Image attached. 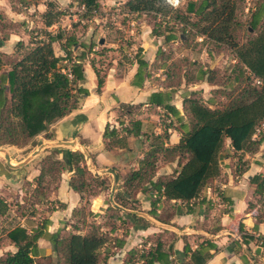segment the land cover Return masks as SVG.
<instances>
[{"label": "trees", "instance_id": "obj_1", "mask_svg": "<svg viewBox=\"0 0 264 264\" xmlns=\"http://www.w3.org/2000/svg\"><path fill=\"white\" fill-rule=\"evenodd\" d=\"M17 1L29 4L28 0ZM244 1L189 0L183 11L171 10L164 0H125L121 4L120 14L150 19L151 24L147 23L151 25V36L162 39L150 68L161 70L162 87L168 91L150 93L144 105L147 108H158L167 120L168 127L159 134L149 135L146 150L137 160L135 170H130L122 178L116 176L118 186L113 202L119 207L135 211L129 206L133 202L131 196L144 192L149 200L148 215L164 223L171 216L190 210L191 203L198 200L201 191L219 178V154L224 141H228L227 145L233 155L237 154V161L231 171L233 175L246 171L244 155L252 156L258 152L264 140V133H257L258 128L264 125V0H249L252 6L246 8L244 20L241 21L239 11ZM73 2L84 9V18L95 17L100 13L98 0ZM43 5L45 9L38 17L42 28L36 29L35 37L29 36L26 45L16 43L15 49L17 52L20 50V58L14 57L9 61L5 78L0 81V146L24 145L42 132L47 124L55 123L75 110L79 99L88 94L79 83L84 78L83 61L92 52L94 43H78L73 35L65 36L62 31L54 34L47 31L64 14L57 11L51 2ZM4 26L0 23L1 28ZM174 26L180 28L175 29L179 31L178 35ZM238 31L243 32L242 41L237 38ZM6 37L0 39V48ZM187 37L199 38L215 47L216 51L224 49L231 53L234 63L221 81L214 78L212 71L200 66L193 73L185 70L181 61L173 60L170 51L162 48L175 39L184 44ZM53 45L62 52V57L53 55ZM103 50L106 47H101L98 55L105 53ZM75 51L76 54L73 53ZM140 51L137 48L132 57L137 66L131 80V86L135 88H140L144 79L150 77ZM2 58L0 51V68L3 65ZM88 64L95 76L96 92L99 93L103 75L94 61L88 60ZM198 82H205L211 88L212 95L224 97L225 103L211 107L210 103L203 100L200 90H189L182 96L180 109L170 103V93L174 89ZM142 106L122 103L116 109H120V117L130 116L139 114L136 111ZM182 117L186 118V122H183ZM174 123L178 124L179 136L176 143L168 145L167 128H171ZM122 124L123 121L119 119L117 125ZM138 127L137 120L127 121V126L120 129L106 124L102 133L105 150L119 147L125 137L137 136L135 131ZM44 138L48 140L50 136ZM159 161L175 162L177 170L157 176L156 164ZM63 172L72 174L67 186L77 194L78 206L71 212L68 230L59 229L47 235L52 252L57 256L58 264H108L105 246L109 237L99 230V226L107 225L109 232L113 233L122 226H126L122 227L126 230L128 222L133 227H146L148 222L135 214H123L108 204L104 214L99 216V225L88 220L96 216L89 211L91 200L106 193L104 191L109 187L105 180L109 181L110 177H93L86 170L79 152L65 153V158L61 160L43 157L38 164V174L32 179L35 183L33 192L36 193L38 189L46 191L50 184L56 190ZM249 184L257 201L254 204L248 203L246 209L253 211L252 216L259 223L264 219V174H254ZM218 195L225 200L220 193ZM160 203L173 205L168 211L162 209L163 213L159 215L154 210L156 204ZM5 210L4 202L0 200V216L4 215ZM47 222L43 221L29 231L20 225L6 230L4 239L11 250L0 253V264H33L37 255L36 241L42 237ZM217 230L214 228L207 233L213 234ZM237 235L246 247L252 240L243 231L241 224H238ZM162 236L163 233L147 236L140 248L135 247L126 252L120 264H179L174 258L170 259V251L162 250ZM197 237L202 241L194 250L184 243L182 254L188 259L182 264H205L217 251L210 240ZM115 241L114 246L120 248L123 241L114 237ZM145 244L148 247L143 249ZM256 244L264 259V239H257ZM234 245L240 250L236 241Z\"/></svg>", "mask_w": 264, "mask_h": 264}, {"label": "crops", "instance_id": "obj_2", "mask_svg": "<svg viewBox=\"0 0 264 264\" xmlns=\"http://www.w3.org/2000/svg\"><path fill=\"white\" fill-rule=\"evenodd\" d=\"M114 1L115 0L112 2ZM121 1L122 2L120 4H122L125 0ZM112 5L116 6L117 4L112 3ZM39 6L41 8L40 10L38 9L37 12L42 13L45 7L42 3L39 4L38 7ZM150 30L151 25L143 24L141 25L140 34L137 36L135 35V38H133V40L137 42V48L141 50V59L147 64L146 70L151 69L150 65L154 60L155 52L162 43V39L160 37L151 36ZM61 53L62 52L58 50V52L53 55H63ZM231 62L234 63V60L231 59ZM82 67L84 78L83 81L79 83V86L86 89L88 93L87 96L79 99L75 110L53 123L50 127L51 137L48 140L43 138V141L45 143L71 142L75 147L70 148V152H73L72 150H77L76 147L84 149L89 156L90 164L93 169L98 171L102 169H111L117 176L118 171L116 169L121 166L125 157L124 155L117 153L120 150H105V140L102 138L104 126L106 124H110V127L116 128L114 116L116 108L119 104H143L142 107L147 108L144 103L150 93L156 91L167 92L168 89H163V76L160 74H154V77L158 78V81L155 80L152 82L150 76L144 79L140 88L131 86V80L137 68L135 61L131 59L125 69L118 74L116 73L114 67L109 66L105 72L102 73L103 84L100 92L97 93L95 86L96 80L92 69L89 65L87 66L85 64H82ZM196 84L188 85V89L201 91V89L190 88ZM205 85L209 87L206 83ZM175 92L179 93V90L174 89L170 93V103L177 109H180L181 100H173ZM111 124L115 126H111ZM225 147L228 148V154L230 157H223L219 160L218 164L220 176L213 181V184H215L214 187L212 189L210 187H206L204 191H201L198 200L191 203L190 210L186 211V213L181 212L177 215L171 216L168 221L160 223L148 215V211L150 209L149 200L147 197H143L140 192L133 195V200L137 201L136 203L139 209L133 211L123 209L117 205L119 208L131 211L136 216L147 221L148 226L133 227L132 224L128 222L126 230H124L122 226L120 228L118 227L113 233H111L109 232V227L107 225H100L99 230L102 233H106L109 237L105 246L107 248L105 253L107 254V263L120 264L123 261L126 252L135 247L140 248L143 239L147 236L163 233V236L160 238L162 250L166 252L170 251L172 254L170 259L174 258L179 264L185 263L188 259L182 254L184 243H186L191 250H194L196 245L202 241V239L197 236L210 240L217 249V251L209 260L205 262V264H264V259L260 254L261 249L256 244L257 239H264V219L262 222L257 223L255 218L252 216L253 211L249 212L246 209L248 203H254L252 186L249 184L250 178L254 174H264V149L261 151V147L264 148V140L256 154L252 156L244 155L243 160L247 161V168L246 171L240 175H233L231 172L237 161V154L234 156L231 148L228 145ZM57 159L61 160V158L58 157ZM31 161L32 159L27 163L29 164ZM27 163L24 164L22 168L27 165ZM132 167L133 168L131 170H135L137 166L134 164ZM37 168L38 166L32 170V178L38 174ZM164 168L169 170L168 166ZM70 174L71 172H67L65 175L61 174L60 181L54 191L55 199L63 205L61 209V214L63 215H61L62 217H59V215H57V212L59 211H51L47 213V217H45L44 220L48 221L46 223V230L43 232L42 237L36 241L37 250L40 246H47V250L50 248L51 245L47 241L48 234H52L59 229L68 230L70 227L71 221L69 218L71 217V212L78 206L77 194L73 193L67 186V181L69 179L68 176ZM159 175H166V173H159ZM103 176H108V174L100 175V177ZM109 179L111 181V177ZM25 180H28L27 177ZM117 183L118 181L116 178V187L118 186ZM116 190L117 189L115 188V191ZM216 190L217 194L214 192ZM218 192L225 199L224 201L220 198ZM104 195V193H101L90 202L89 211L96 214V216L90 217L88 220L94 225H99V216L104 214L107 204L110 206L108 202V195H106V198ZM125 197L127 198V196ZM103 198H105V200ZM216 201L219 202L216 206H214L213 202ZM215 207L222 209L221 211H218ZM162 209L163 205L160 203L156 204L154 211L156 214L160 215L163 213ZM120 212L128 214L122 211ZM213 216H215V220H212ZM61 219H64V221H60ZM238 224L242 225V229L246 235L252 237L248 246L245 247L252 255L255 256L254 259L248 257L240 246L241 251L236 245H234V241L237 242L236 238L239 239V236L237 235ZM20 226L24 227L27 231L30 230L27 229V226ZM214 228L218 229L215 233H207ZM122 231L124 232L123 234ZM114 237L117 238V240L121 239L123 241L120 248H116L114 246L117 242H113ZM147 247L148 244H145L143 249H146ZM255 252L258 254L256 255Z\"/></svg>", "mask_w": 264, "mask_h": 264}, {"label": "rangeland", "instance_id": "obj_3", "mask_svg": "<svg viewBox=\"0 0 264 264\" xmlns=\"http://www.w3.org/2000/svg\"><path fill=\"white\" fill-rule=\"evenodd\" d=\"M28 1L29 4L25 5L19 3L17 0H0V14L2 15L0 23L5 25L2 28L0 27V39L7 35L6 40L1 42L2 47L0 48V51L3 55V65L0 68V81L5 78V75L9 69V61L14 57L20 58V50L17 52L15 49L16 43L21 42L23 45H26L28 43L29 36L35 37L36 29L42 28L40 25V19L38 18L39 13L37 12L38 9L40 10L41 8L40 6L38 7V5L41 3L44 4L46 2H51L57 11L64 14L63 16L59 17L57 22L51 25L47 31L52 34L62 31L65 36L73 35L78 43H94L92 52L87 55V58L85 61H83V64L88 66V60L94 61L98 70L101 71V74L104 73L109 66L114 67L117 74L121 73V71L125 69V67L128 65V62L131 61L132 57L136 53L138 46L137 42L133 40V38H135V35L137 36L140 34L141 25L148 23L151 24L150 19L146 17L139 19L134 18L133 16L125 17L124 15L120 14L121 0H115L114 2H112L113 0H98L101 8L100 13H98V16L91 18L82 17L84 9L80 6H77L73 0H35L34 5H32L34 0ZM188 1L189 0H182V4L178 10L183 11ZM112 3L117 5L114 6ZM251 6L252 1L245 0L242 3L241 10L239 11V19L241 21L244 20L246 8H251ZM175 29L180 28L174 26V31H176V35H178L179 31ZM237 38L239 41H242V31L237 32ZM99 39H102V44H98ZM53 46L54 53H57L59 50L58 47L55 45ZM101 47H106V50H103L105 53L98 55V53L101 51ZM162 48L165 49V51H170L173 60L181 61L185 70H189L193 73L195 72L197 66H200L202 69L212 71L214 78L217 81H221V79L229 73V70L233 65L231 62L232 55L230 52L224 49L216 51L215 47L207 44L206 42H202L196 37H187L184 44L181 43L179 39H175L172 43L164 45ZM107 49H110V51L107 52ZM78 51L79 49H77V52ZM73 53L76 54V51ZM62 56L63 55L55 57ZM61 65H64V63H61ZM149 72H152L150 73L151 81H158V78L154 77V74L161 75V71L149 69ZM190 88L201 89L204 96L203 100L207 103H210L211 107L220 106L226 101L222 96H213L210 90L211 88L207 87L204 82L197 83ZM178 90L179 93L175 92L173 95V100L175 101H180L183 98L182 96H184L189 91L188 86L180 87ZM5 94L6 97L9 96L7 92H5ZM136 112L139 114H130V116L128 115L120 117V109H116L114 116L116 126L111 124V126H115L117 129H120L127 126V121L137 120L139 122L138 130L135 131L137 136L130 135L125 137L124 141H122L119 147L111 149L114 151L120 150L117 153L124 155L125 157L121 166L116 169L118 171L119 178H122L127 172H129L133 168L132 165L136 164L137 160L142 156V153L146 150L147 144L149 142L147 139L149 135L159 134L161 131H163V129L168 127L167 120L164 118V116H162V112H160L158 109L140 107V109ZM119 119L123 121L121 126L117 125V121ZM182 120L183 122H186L185 117H182ZM52 125L53 123L47 124L42 132L34 136L24 145L0 146V200L4 202L6 207L4 215L0 216V253H5V251L7 252L11 250L9 243L4 239V232L6 230L17 225L27 226V229L34 230L45 220L47 213L51 211H59L57 212V215H59V217H62L61 215H63L61 214L62 204H60L54 196V185L50 184L46 191L38 189V191L35 193L33 192L35 191L33 188L35 183L32 180L33 176H31L32 170L38 166L39 161L43 157L50 156L52 158L57 159L58 157L62 159L65 158V153H69L71 151L70 147L65 146H58L54 148L45 147L39 151L40 154L38 156L31 157L32 153L40 145L45 143L43 138L45 136L51 137L50 127ZM178 131L177 123H174L171 128H167L168 145L175 143L179 136ZM257 133H264V125L258 128ZM226 143L227 142L224 141L219 155V160H221L223 157H230L228 154L229 150L225 147L227 145ZM263 149L264 148L261 147V151H263ZM72 151L79 152L77 150ZM3 153L8 155L9 164L14 167L30 158H32V161L29 162V164L27 163V165H25L23 168L22 165L16 168H8L5 165ZM156 166V175H159V173H166L168 175L177 170L175 162L163 163L159 161L157 162ZM167 166L169 167V170L164 168ZM66 173L67 172H63L62 174L65 175ZM90 174L92 175V173ZM71 176L72 174H70L68 177ZM26 177L28 180H25ZM43 182H45V180H43ZM105 183L110 188L111 181L106 179ZM214 185L215 184H213V182L208 184L211 189L214 187ZM40 187L43 188V186ZM109 188L108 190L104 191L106 192L104 193L105 198L109 193ZM204 190L205 189L202 191ZM214 192L217 194V190ZM141 193L143 197H147L144 192ZM105 198L103 199L105 200ZM131 199L133 202H130L129 206L136 210L139 209L136 203L137 201L133 200V194ZM253 201L254 203L257 201L255 196ZM218 202L219 201L213 202V205L216 206ZM171 205L173 204H169L168 206L166 203H164L163 210L165 209V211H168L169 208L172 207ZM215 208L218 211H221L222 209L217 207ZM215 219V216H213L212 220ZM60 221H64V219H61ZM125 227L126 226L123 228ZM46 247L47 246H40V248L37 250V255L33 259V264H58V258L52 252L51 246L48 248V250Z\"/></svg>", "mask_w": 264, "mask_h": 264}, {"label": "water", "instance_id": "obj_4", "mask_svg": "<svg viewBox=\"0 0 264 264\" xmlns=\"http://www.w3.org/2000/svg\"><path fill=\"white\" fill-rule=\"evenodd\" d=\"M102 39H99L98 40V44H102ZM54 146H65V147H70V148H74V144L71 143V142H58V143H44L42 145H40L31 155V157H34V156H38L39 155V151L45 147H54ZM77 150L81 153L82 157H83V160L85 162V165H86V169L87 171H89L90 173H92L93 177H99L100 175H103V174H108L110 175L111 177V183H110V188H109V193H108V202L110 204V206L114 209H118L124 213H128V214H133V212L131 211H126V210H123L121 208H119L117 205L114 204L113 200H112V196L114 194V191H115V188H116V174L113 170L111 169H102V170H99V171H95L93 169V167L91 166L90 164V160H89V156L88 154L86 153V151L84 149H79L78 147H76ZM1 152V150H0ZM4 155V160H5V165L8 167V168H16V167H20L21 165L23 166L24 164H26L28 161H30L32 158L26 160L25 162L23 163H19L17 164L15 167L14 166H11L9 164V157L6 153H3ZM237 240V243L239 244V246L242 248L243 252L248 256L250 257L251 259H254L255 256L252 255L248 249H246L245 245L243 244V242L241 240H239L238 238H236Z\"/></svg>", "mask_w": 264, "mask_h": 264}, {"label": "clouds", "instance_id": "obj_5", "mask_svg": "<svg viewBox=\"0 0 264 264\" xmlns=\"http://www.w3.org/2000/svg\"><path fill=\"white\" fill-rule=\"evenodd\" d=\"M166 3L170 4L173 7L179 6L180 0H166Z\"/></svg>", "mask_w": 264, "mask_h": 264}, {"label": "built area", "instance_id": "obj_6", "mask_svg": "<svg viewBox=\"0 0 264 264\" xmlns=\"http://www.w3.org/2000/svg\"><path fill=\"white\" fill-rule=\"evenodd\" d=\"M164 2H165V4H166L171 10H177V9L181 6V4H182V0H180L179 6H177V7H173V6H171L170 4L166 3V0H164ZM249 77L252 78L251 75H249ZM256 83H257V82H256Z\"/></svg>", "mask_w": 264, "mask_h": 264}]
</instances>
